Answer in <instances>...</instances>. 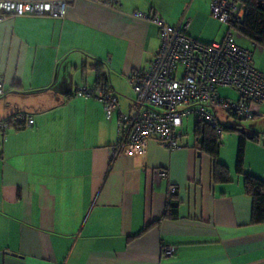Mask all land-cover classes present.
<instances>
[{
  "label": "crops",
  "instance_id": "1",
  "mask_svg": "<svg viewBox=\"0 0 264 264\" xmlns=\"http://www.w3.org/2000/svg\"><path fill=\"white\" fill-rule=\"evenodd\" d=\"M210 2L73 0L63 19L0 23V121L19 113L33 120L0 131V264H264V222L251 223L243 187L244 175L264 181V100L247 128L228 127L248 139L240 174L239 133L228 161L219 148L223 183L196 139L189 144L183 123L177 150L151 140L142 155H117V115L107 120L99 101L73 96L98 86L99 68L121 111L131 112L127 77L145 73L160 45L158 27L133 14L174 27L187 20L186 35L211 45L230 28L212 19ZM238 37L264 75V47ZM160 169L165 179L154 173ZM166 213L174 218L162 219ZM168 248L173 255L163 256Z\"/></svg>",
  "mask_w": 264,
  "mask_h": 264
},
{
  "label": "built area",
  "instance_id": "2",
  "mask_svg": "<svg viewBox=\"0 0 264 264\" xmlns=\"http://www.w3.org/2000/svg\"><path fill=\"white\" fill-rule=\"evenodd\" d=\"M72 1L0 0V23L22 17L63 19ZM101 1L114 7L120 0ZM210 14L230 28L219 43L211 45L199 44L186 35L187 20L174 27L152 14H133V18L158 27L160 45L145 73L127 77L134 95L131 112H122L116 97L100 85L81 87L74 92V97L99 101L107 120L112 114L117 115L119 143L112 151L114 154L142 155L151 140L168 151L177 150L181 147L178 129L191 116L221 137L224 130L218 119L220 114L243 121L257 115L255 108L264 100V75L256 70L252 53L233 42L231 32L243 21L244 10L233 0H211ZM221 89L233 92L237 98L221 97ZM32 125L33 120L27 114L19 113L0 121V131ZM154 173L166 178L165 170ZM174 192V187L169 186L168 195ZM173 253L171 248L162 251L163 256Z\"/></svg>",
  "mask_w": 264,
  "mask_h": 264
},
{
  "label": "trees",
  "instance_id": "3",
  "mask_svg": "<svg viewBox=\"0 0 264 264\" xmlns=\"http://www.w3.org/2000/svg\"><path fill=\"white\" fill-rule=\"evenodd\" d=\"M235 2V1H234ZM244 10V18L241 24L234 27V31L243 39L249 41L252 45L264 47V2L253 3L244 1L238 3ZM96 71V84L104 87L108 91L106 79L101 74L99 68ZM238 127V126H237ZM237 127H225L224 132L239 133L238 150L236 157V173L242 171V154L246 140L248 139L244 133ZM194 137L199 145V150L211 157L213 161V174L217 181L228 182V171L225 166L220 164L218 152L220 148L219 137L216 132L207 124L195 120ZM256 140V138H252ZM243 187L245 193L252 199L251 223L260 224L264 222V181L252 177L251 175L243 176ZM173 219L174 215L166 213L162 219Z\"/></svg>",
  "mask_w": 264,
  "mask_h": 264
},
{
  "label": "rangeland",
  "instance_id": "4",
  "mask_svg": "<svg viewBox=\"0 0 264 264\" xmlns=\"http://www.w3.org/2000/svg\"><path fill=\"white\" fill-rule=\"evenodd\" d=\"M211 15V14H210ZM212 17V16H211ZM213 19V18H212ZM214 20V19H213ZM216 21V20H215ZM225 30L227 29V25H221ZM223 28L221 29V31L216 32L218 38L214 40V42H218L220 41V39L222 38L223 34H224V30ZM223 33V34H222ZM233 34V42L235 43V39L239 44H244V42H242L241 40H239L240 38L238 37V35L234 32H232ZM202 42V41H200ZM202 43H210V42H202ZM236 44V43H235ZM237 45V44H236ZM219 93L221 96H225V97H235V95L233 94V92L229 91V90H219ZM128 97V96H127ZM133 97V96H132ZM250 121L251 120H247V121H243V120H237L234 117H228L227 119H222V125L225 127H230L233 124H240L241 127H245L247 128L250 125ZM183 133L187 136L189 144L194 143L195 137H194V119L193 117H189L188 119H185L183 122ZM238 134H236L235 132H224L223 136L220 140V147H221V156H222V160L224 159L225 161H228L230 159V152L232 150H234V144H237V136Z\"/></svg>",
  "mask_w": 264,
  "mask_h": 264
}]
</instances>
